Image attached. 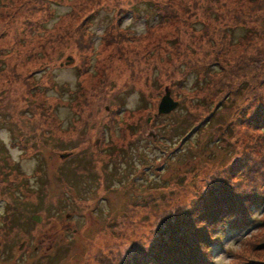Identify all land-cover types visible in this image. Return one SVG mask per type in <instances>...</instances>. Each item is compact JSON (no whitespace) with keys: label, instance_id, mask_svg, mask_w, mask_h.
<instances>
[{"label":"rangeland","instance_id":"1","mask_svg":"<svg viewBox=\"0 0 264 264\" xmlns=\"http://www.w3.org/2000/svg\"><path fill=\"white\" fill-rule=\"evenodd\" d=\"M45 1L0 0V161L11 160L0 176V264H102L144 241L159 214L201 202L244 149L264 172V131L249 109L264 99V0H49L51 11ZM136 5L152 17L130 14ZM92 10L86 71L78 36ZM120 11L129 42L106 35ZM166 89L179 107L154 122ZM77 151L93 167L62 180ZM256 212L249 230L215 245L213 264H264Z\"/></svg>","mask_w":264,"mask_h":264},{"label":"trees","instance_id":"2","mask_svg":"<svg viewBox=\"0 0 264 264\" xmlns=\"http://www.w3.org/2000/svg\"><path fill=\"white\" fill-rule=\"evenodd\" d=\"M48 1L49 0H46L44 3L51 11L52 7ZM100 2L102 1L99 0L98 3ZM99 11L100 10H92V13L84 20V23L79 28L80 33L78 37L80 43L83 45V66L86 71L91 52L95 50L96 37H94V35L97 34L92 32V28L94 26L95 17ZM156 11L159 13V10ZM124 13L128 14V12L120 11L118 15H116L117 18L114 19L113 16L106 28V30H108L106 35L111 34L113 30H117L116 36L118 39L114 41H118L119 43H121V41L129 42L131 38H137L135 36L130 37L133 34L131 30L132 34L130 32H128L129 34L125 32V28L121 23ZM132 13L136 14L138 19L142 18V16L152 17L149 12H141L137 5L131 8L130 14ZM161 17L162 16L159 18L160 22H158L159 25L162 24L163 20L165 21V17ZM153 28L154 26L148 29ZM32 77L33 76H30V78L26 79V83H31V81H33ZM170 86L175 89L172 84H170ZM255 98L256 99H254L252 105L249 107L251 110L250 116L252 121H254L257 126L259 124V128L264 131V99L261 101L258 97ZM141 99L143 103L144 96ZM258 100L260 104H258ZM223 105L224 102L219 104L214 109L213 113L205 119L197 129L207 121L213 119L214 116L220 112ZM119 106L121 107L122 105ZM138 108L141 107L139 106ZM138 111L142 110L139 109ZM47 116L49 118L53 116L52 119L54 122L57 121L55 114H48ZM162 117L163 116L153 117L152 120L156 122L157 119ZM242 120H245V118ZM122 121H124V118H122ZM109 126H111L109 129H112L115 126V121L110 122ZM129 126L130 129L135 130L137 123H132ZM111 133L112 135H108L107 133L106 137L100 141L103 145L108 144V136H116L113 131ZM181 133H183V130L178 134ZM24 143L26 142L24 141ZM259 145L264 148L262 142H260ZM230 146L232 147V145ZM78 149V147H75L73 151L75 152ZM107 149L111 152L115 148H112V145L109 144ZM95 154L98 162L106 161L101 149H98ZM83 155L84 151H77V153L73 155L72 160L77 163L78 169L72 167L70 170L68 169V171L67 167H65L59 170L62 180L65 179L64 177L70 176L77 181L80 171L84 172L86 169L93 167V161L90 158L84 159L85 157H82ZM233 156L234 155H232V158ZM110 161L111 158L108 159V162ZM10 164L11 160L8 162L4 159L0 161V176H3V171L6 170V167ZM69 165L70 164H68V166ZM230 165L210 177L205 188L206 194L201 193L200 195V197H202L201 202L194 199L187 205L175 207L165 215L159 214V220L144 241L136 240L132 244V249L125 251V255L123 253L116 256L112 255V257L102 260V264H213V260L215 259L213 253L215 245L222 244L224 236L229 231L235 233L249 230L256 221V211H260L264 208V184L260 182L261 178L259 179L258 177L259 175L262 176L264 181V172H261L258 168L259 162L258 164L254 162L246 149H244L239 161L233 166ZM13 169H17L16 164L13 166ZM39 173L40 172H38V174ZM35 211L36 213L33 215L40 213L39 211L41 210ZM16 220L19 221L17 218Z\"/></svg>","mask_w":264,"mask_h":264},{"label":"water","instance_id":"3","mask_svg":"<svg viewBox=\"0 0 264 264\" xmlns=\"http://www.w3.org/2000/svg\"><path fill=\"white\" fill-rule=\"evenodd\" d=\"M179 103L176 102L172 96H171V92L167 89L165 95L163 96L160 104H159V108H158V114L159 115H166V114H170L173 110H175L178 107ZM34 221L36 222H40L41 220L35 219L34 217Z\"/></svg>","mask_w":264,"mask_h":264}]
</instances>
